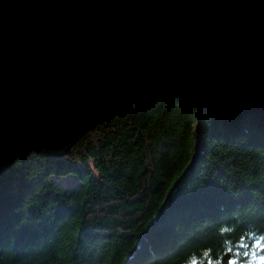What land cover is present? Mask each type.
<instances>
[{
  "label": "trees",
  "instance_id": "trees-1",
  "mask_svg": "<svg viewBox=\"0 0 264 264\" xmlns=\"http://www.w3.org/2000/svg\"><path fill=\"white\" fill-rule=\"evenodd\" d=\"M262 236L264 114L248 109L152 89L0 175V264H243Z\"/></svg>",
  "mask_w": 264,
  "mask_h": 264
},
{
  "label": "water",
  "instance_id": "water-1",
  "mask_svg": "<svg viewBox=\"0 0 264 264\" xmlns=\"http://www.w3.org/2000/svg\"><path fill=\"white\" fill-rule=\"evenodd\" d=\"M152 89L264 114V0H0V175Z\"/></svg>",
  "mask_w": 264,
  "mask_h": 264
},
{
  "label": "clouds",
  "instance_id": "clouds-1",
  "mask_svg": "<svg viewBox=\"0 0 264 264\" xmlns=\"http://www.w3.org/2000/svg\"><path fill=\"white\" fill-rule=\"evenodd\" d=\"M253 237L257 236V233L254 231L250 233ZM264 239V236L261 237ZM208 251V250H206ZM243 255L247 256V260L243 262V264H264V243H260V240H253L252 249L248 252H245ZM204 259L192 258L187 264H205ZM212 264H222V259L218 258L215 261L212 260ZM229 264H238L235 259H231Z\"/></svg>",
  "mask_w": 264,
  "mask_h": 264
},
{
  "label": "rangeland",
  "instance_id": "rangeland-1",
  "mask_svg": "<svg viewBox=\"0 0 264 264\" xmlns=\"http://www.w3.org/2000/svg\"><path fill=\"white\" fill-rule=\"evenodd\" d=\"M64 182H69V181H72L70 178H65V179H62Z\"/></svg>",
  "mask_w": 264,
  "mask_h": 264
}]
</instances>
